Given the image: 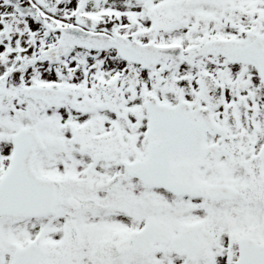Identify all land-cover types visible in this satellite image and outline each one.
Masks as SVG:
<instances>
[{
    "label": "snow or ice",
    "instance_id": "1",
    "mask_svg": "<svg viewBox=\"0 0 264 264\" xmlns=\"http://www.w3.org/2000/svg\"><path fill=\"white\" fill-rule=\"evenodd\" d=\"M0 264H264V0H0Z\"/></svg>",
    "mask_w": 264,
    "mask_h": 264
}]
</instances>
